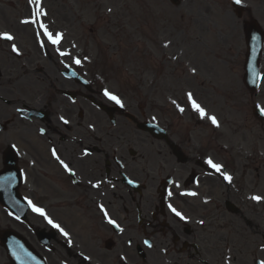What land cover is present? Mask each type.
Masks as SVG:
<instances>
[{"label":"flooded vegetation","instance_id":"flooded-vegetation-1","mask_svg":"<svg viewBox=\"0 0 264 264\" xmlns=\"http://www.w3.org/2000/svg\"><path fill=\"white\" fill-rule=\"evenodd\" d=\"M225 17L228 37L227 9ZM42 57L33 46L24 58L0 64V162L13 145L29 181L21 189L72 214L69 236L55 232L46 249L38 238L32 243L40 264H234L243 252L255 259L263 253L264 200L250 197H264V156H242L241 150L227 159L216 156L205 134L207 141L199 140L193 120L166 125L158 115L174 152L166 141L136 129L132 101L120 108L103 99L109 82L96 63L75 68L76 78L64 75L62 65L74 57L84 61L86 52H68L61 60L49 52ZM209 159L223 166L230 183L208 170ZM60 160L71 172L61 169ZM226 201L238 208L237 215L226 212ZM98 205L118 228L106 224ZM170 205L186 219L170 214Z\"/></svg>","mask_w":264,"mask_h":264},{"label":"rangeland","instance_id":"rangeland-1","mask_svg":"<svg viewBox=\"0 0 264 264\" xmlns=\"http://www.w3.org/2000/svg\"><path fill=\"white\" fill-rule=\"evenodd\" d=\"M92 1L93 3L91 4L87 0H43L42 7L48 11L47 20L54 31L63 29L70 34L76 29L78 38H80V35L83 37V44L89 47L88 50L91 49L104 57L115 54L110 50L113 49L115 52L118 50L119 54L113 59V65H117L122 57L121 62L124 70H127L132 65L131 61L124 60V56L126 57L127 55L126 52L138 42L137 40L142 41L145 34L146 36L150 34V39L153 43H147V46L153 55V59L151 63L148 60L147 53L142 50V63L144 67L147 66L146 75L148 79L144 78L142 85L136 84L138 92L141 94L145 93L144 85L149 80L150 84L156 88L153 90L154 94L158 93V85L161 79L164 80L167 88H169L174 83L170 76H180V63L185 66V70L188 72L189 68H191L187 59L190 44L194 45L196 50L198 48L196 41L203 40L210 49L222 51L221 48L215 47L216 43L210 37H195L193 32L185 27L191 21L188 12L189 8L192 9L193 13H196L197 3L200 0H194L193 2L192 0H185L182 8L173 7L168 0ZM246 1L248 4H252L250 0ZM23 6L19 0H0V13H4L0 16V21L5 25H10L16 34V43L18 46L20 43L24 47L27 44H33L34 37L29 28L21 27L15 21L25 10ZM81 13L84 14V18L80 16ZM71 14H74V16L71 17ZM5 16L7 18L8 16L11 17L8 18L9 22L4 19ZM115 16L120 17L116 18V26L120 20L124 25L118 31H111L109 30L110 24ZM198 22L201 23L203 21L198 18ZM158 28H164L165 34H160V37H156ZM98 29H102V31L99 33ZM118 32V36L121 38V47L116 36ZM103 33L107 39L100 37ZM163 35L166 36L162 37ZM162 41L166 42L167 47L163 48L161 46ZM136 48L142 49L139 45H136ZM122 49L125 50L122 51ZM223 55L226 57V53ZM159 60L161 66L157 67ZM0 61H3L2 54H0ZM155 66L157 68H153ZM125 81L130 84L129 80ZM121 83L122 81L119 80L117 85L120 87ZM131 92L133 93L134 91L132 90ZM124 93L127 94L128 91L125 90ZM251 125V123L247 124V126ZM222 130H224V127ZM52 215L57 217L53 212ZM33 223L36 224V222Z\"/></svg>","mask_w":264,"mask_h":264},{"label":"snow or ice","instance_id":"snow-or-ice-1","mask_svg":"<svg viewBox=\"0 0 264 264\" xmlns=\"http://www.w3.org/2000/svg\"><path fill=\"white\" fill-rule=\"evenodd\" d=\"M234 3L240 4L241 0H234ZM29 4L30 5L34 4L35 8H34V10L31 13L30 18L22 20L21 23H24V24H38L39 27L42 30V35L47 39V42L49 44L53 45V46L59 45L61 40L63 39V33H59V32L53 33L52 31H49L48 26L45 25L44 23H42L41 20H40V17L47 15V13L41 7V0H29ZM14 39H15V37L11 33L6 32V31L5 32H0V40H2V41L11 42V41H14ZM42 46H43V44H42ZM165 47H167V44L165 45ZM11 50H12V52H14L17 55H19V50H18L17 45L15 43L11 44ZM60 54L61 55H68V53H66V52H61ZM73 62L76 63V64H80V60H78V59H75ZM192 71L195 72V69H192ZM104 95L107 96L110 100L115 101L117 104L121 103L120 100L115 95H112L108 90H105ZM186 95H187L188 103L190 104L192 110L194 112L198 113L199 116L201 117V119H205L206 118V119H208L211 122V124L213 126H215V127H219L220 126L219 121L217 120V118L214 115H208L206 110L193 98V94L191 92H188ZM172 103L176 104V101L173 100ZM177 108H178V110L180 112L184 111V109L182 107H180L179 105H177ZM260 111H261V114L264 115V108H261ZM64 123H68V121L65 120ZM41 132H43V130H41ZM52 155L54 157H56L57 159H59L55 149H53ZM60 163L65 168L66 171L71 172L70 167L67 164H65L63 160H60ZM206 163L212 169H214L216 172L220 173L223 176L224 180L228 181L229 183L231 182L232 177L228 173L221 171L222 167H223L222 165L214 163L211 159L207 160ZM93 186L96 187L98 185H93ZM188 195L195 196L196 193H194V192L193 193H188ZM250 199L255 201V202H257V203H259L262 200H264V197L259 196V195H253V196L250 197ZM29 204L32 206V210L34 212H36V213H38V214H40L42 216H45V219H48V217L46 216V214H45L43 209L38 208L35 205H32L31 201H29ZM169 207L171 208V205ZM171 210L180 219H182V220L186 219L175 208H171ZM101 211L104 212V215L107 218L108 214L103 209L102 206H101ZM48 223L51 224L52 227L59 229L63 235H65V236L68 235L66 232H64V230L62 228H60V225H58L56 223H53V221L51 219H48ZM108 223L113 225V226H115V227H117V228L119 227V225H117L116 222L114 220H112L111 218H108ZM200 223H203V221H200ZM86 259H87V257H86ZM259 264H264V260H261L259 262Z\"/></svg>","mask_w":264,"mask_h":264}]
</instances>
